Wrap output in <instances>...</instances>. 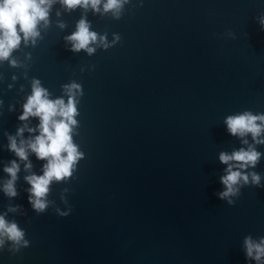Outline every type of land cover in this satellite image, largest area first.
<instances>
[{"label":"water","instance_id":"water-1","mask_svg":"<svg viewBox=\"0 0 264 264\" xmlns=\"http://www.w3.org/2000/svg\"><path fill=\"white\" fill-rule=\"evenodd\" d=\"M105 2L94 11L53 0L39 35L21 33L0 60V216L28 242L4 237L0 264H264L244 244L264 239V143L225 123L264 115V0H126L118 15ZM81 19L97 34L91 54L66 40ZM33 81L65 103V86H80L70 135L81 156L50 183L43 212L25 177L43 175L47 161L9 149V137L19 146L39 135L38 117L19 119ZM249 146L258 161L233 168L247 183L221 199L229 165L220 154Z\"/></svg>","mask_w":264,"mask_h":264},{"label":"clouds","instance_id":"clouds-1","mask_svg":"<svg viewBox=\"0 0 264 264\" xmlns=\"http://www.w3.org/2000/svg\"><path fill=\"white\" fill-rule=\"evenodd\" d=\"M61 2L68 9L77 6L84 8L91 6L96 11L101 0H61ZM124 2L126 0H106L103 5L104 11H113L114 15H118ZM52 3L53 0H0V60L8 59L12 50L18 47L21 41V33L25 42L29 38H35L39 35L37 25L40 21L47 22L48 10ZM114 39H119V37ZM66 40L71 43V51L78 52L83 49L91 54L95 49L89 45L96 43L97 34L89 31L88 23L81 19L77 24V30L66 37ZM104 40L103 36L100 37L101 44H104ZM11 63L15 64V61ZM65 88L68 94L67 103L63 99H48V94L45 89L39 86V81H33L32 95L27 98L23 105V113L19 119L24 121L30 116L38 117L40 120L39 135L27 142L21 140L19 146L15 138L9 137V149L20 160L26 161L28 150H30L35 153L37 159L47 161L43 166V175L25 177L30 185V203L38 212H43L47 207L44 198L49 191L50 183L53 180L61 181L70 177L74 164L81 156L70 135L71 126L76 124L74 120V116L77 114L75 95L80 91V86L72 83L66 85ZM257 121L260 123L257 124ZM225 123L230 134L243 137L250 133L254 141L264 143V141L256 140L261 131L264 130V115H252L250 112H244L243 114L228 116ZM28 131L33 130L28 129ZM22 132L23 129H18L17 135ZM243 142L247 143V141ZM259 156L260 153L253 150L251 146L247 151L240 149L231 155L220 154V161L229 165L226 169L227 174L221 178V183L225 186V191L218 194L221 199L236 195L238 188L234 186L241 180L245 183L248 181L247 176L242 175L239 170L234 171L233 168L243 169L247 166H254ZM230 161L236 163L229 164ZM30 167V163L25 164L26 169ZM4 171L10 179L4 184L3 190L8 196H15L14 182L19 171V165L12 161L11 166L6 167ZM251 175L253 183H258L260 177L256 174ZM229 203L231 204L232 201L229 200ZM4 237L12 241L14 245H20L23 242V246H27L28 243L24 240L23 230L16 223L6 222L4 217L0 216V246L4 243ZM244 244L248 257L256 261H260L264 257V239L256 243L250 238H246Z\"/></svg>","mask_w":264,"mask_h":264}]
</instances>
